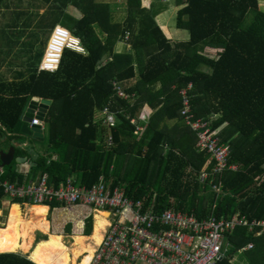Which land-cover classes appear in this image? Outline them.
<instances>
[{
	"label": "trees",
	"instance_id": "obj_1",
	"mask_svg": "<svg viewBox=\"0 0 264 264\" xmlns=\"http://www.w3.org/2000/svg\"><path fill=\"white\" fill-rule=\"evenodd\" d=\"M72 2L82 15L67 18L66 28L85 51L65 50L55 73L35 68L21 82L0 77V135L12 143L27 103L52 100L46 116L49 153L38 156L35 167L56 185L83 172L87 186L104 176L154 213L174 208L204 217L219 200L217 215L242 212L264 219V0H176L182 6L177 27L188 38L174 42L157 20V0H129L124 22H116L109 3ZM122 41L130 52L115 50ZM49 42L41 47V62ZM114 81L128 99L118 96ZM190 84L193 115L211 122L213 134L231 148V164L239 166L205 183L202 173L213 174L217 162L197 150L198 136L182 113L181 90ZM146 102L156 112L148 124L132 123ZM104 108L116 112L112 144L104 142L108 129L100 125L103 120H95ZM137 125H146L138 137ZM54 151L59 159L52 158ZM13 166L7 167L6 180L24 184V175ZM211 181L224 184L226 195L209 197ZM7 195L0 188V200ZM91 229L90 222L86 232ZM235 238L234 250L251 240L256 245L218 264H264V235L240 228ZM0 264L37 263L27 254L7 252L0 253Z\"/></svg>",
	"mask_w": 264,
	"mask_h": 264
},
{
	"label": "built area",
	"instance_id": "obj_2",
	"mask_svg": "<svg viewBox=\"0 0 264 264\" xmlns=\"http://www.w3.org/2000/svg\"><path fill=\"white\" fill-rule=\"evenodd\" d=\"M67 49L85 51L80 38L58 25L53 31L39 73L58 72ZM113 85L118 96L129 98L118 82L114 81ZM193 89V84H190L181 90L185 105L182 113L198 136V150L210 156L211 161L217 162L213 174L202 173L201 180L205 183L227 170L238 171L239 166L231 164V148L213 134L211 122L193 115ZM27 109L22 117L26 116ZM42 111L41 106L34 108L33 121L29 122V126L44 127ZM103 111V126L112 131L116 125L114 115L107 108ZM139 119L147 122V119ZM133 123H137V120H133ZM108 142L112 144L111 135ZM4 172L0 167V188L9 196L36 205L83 207L109 214L108 228L88 264H218L234 255L232 251L236 248L235 235L238 229L247 228L249 234L264 235V219H251L242 212L217 215L219 200L211 205L213 213L204 217L174 208L154 213L144 208L142 200L128 196L121 187L111 186L104 176H100L99 181L91 186L79 183L77 176L56 185L47 174L37 182L13 184L3 180ZM210 186V193H214L217 198L226 195L224 184L211 181ZM255 245V241L251 240L238 252L253 249Z\"/></svg>",
	"mask_w": 264,
	"mask_h": 264
},
{
	"label": "rangeland",
	"instance_id": "obj_3",
	"mask_svg": "<svg viewBox=\"0 0 264 264\" xmlns=\"http://www.w3.org/2000/svg\"><path fill=\"white\" fill-rule=\"evenodd\" d=\"M31 1L32 0H12L10 2H6L7 3L6 6L8 7L4 9L3 12L0 14V77L2 79L3 76L8 72L17 73L20 70L24 72V70L20 68V66H23L25 64L23 63L26 60L25 57L26 55L24 54L25 49H34L35 48L34 45L38 41L40 42V45L37 47V49L38 48L41 49L43 45L45 46V48H47L50 39H47L46 41L43 40L45 35L51 34L50 35L51 37L57 25H61L62 27L66 28L67 18H70L71 16L80 17L82 15L81 10H79L75 4H72L73 3L72 0H66L67 2L64 0H51V1L39 0L38 3L34 2L37 0H34L33 3L28 4V2ZM94 1L98 3H109L112 8V12L116 22H124L125 18L127 17L128 13H127L126 5L129 0H94ZM157 1H159L161 5L160 6L161 11L158 13L159 15L157 16V20H159L160 25L164 28L166 34L169 35V38L173 42L177 40L187 39L188 38L187 31L185 30L183 31L177 27L176 16H177V12L182 8V6H178L176 0H157ZM61 10L62 12L65 10L66 11L62 13ZM36 11H38L39 13ZM249 19L250 22L248 20V24H250L253 21L252 14L249 15ZM35 34L36 37L38 38L35 39L27 38L28 35H35ZM21 36H25V38L20 40ZM130 48L131 47L127 45L124 41H122L120 43V46H118V50H120V52L130 50ZM14 67H18V69H14ZM39 67H40V59L38 63H36L35 68L39 69ZM7 75L11 76L12 74H7ZM138 118L148 119L149 116L147 115V113L141 112ZM140 131H142V129L138 128V132ZM21 139L23 144L26 142L27 138L21 137ZM32 140L35 141L34 139ZM32 140L28 139L29 142H32ZM39 142L41 143V141H36L34 145L40 144ZM44 142L47 145L48 141L43 140V143ZM198 151L201 152L200 150ZM200 192L204 194L203 190H200ZM207 195H209L210 197L211 195L210 192H207ZM222 197L223 196H221L220 198ZM52 208L53 206L51 207V209ZM7 209L4 211L8 212ZM21 210L22 213L24 214L22 205H21ZM54 217L56 218V213L55 215H53V217L52 214L49 215V219L52 218L55 219ZM70 218H71L70 214L64 215V212H61L58 222L59 226L67 227L69 224H72L74 231L76 223L70 220ZM8 219H9L8 214L6 215V213L0 212V227H6L7 226L6 224H8ZM80 222L81 221H78L77 224ZM87 223L88 221H85L86 227H87ZM71 231L72 229L68 230V232L64 236V240L71 248H73L75 239H74V235L70 234ZM37 232H38L39 240L48 239V237H46L42 231L39 230L36 231L35 233ZM90 243L93 244L92 241H90ZM94 245L96 247L97 244ZM234 249L235 248H233L232 254L235 255L239 253L238 257H241L245 252H247V251L238 252V250H234ZM17 252L22 253L23 251H17ZM84 256L85 255L80 257L78 261L79 264L84 259Z\"/></svg>",
	"mask_w": 264,
	"mask_h": 264
},
{
	"label": "crops",
	"instance_id": "obj_4",
	"mask_svg": "<svg viewBox=\"0 0 264 264\" xmlns=\"http://www.w3.org/2000/svg\"><path fill=\"white\" fill-rule=\"evenodd\" d=\"M12 0H0V14L3 12L4 9H6L8 6L6 2H10ZM34 0H32L31 2H28V4H31L33 3ZM48 1H51V0H48ZM36 3L39 2V0L37 1H34ZM40 10V9H38ZM38 12V11H36ZM39 13V12H38ZM45 17H46V14H45ZM51 34H47L44 36L43 40H47V39H50ZM169 36V35H168ZM173 37V36H172ZM25 36H21L20 40L24 39ZM27 38H38L36 37V34L35 35H28ZM121 43V42H120ZM120 43H118L115 47V50L117 52H120V50H118V46H120ZM40 45V42L38 41L35 45H34V49H25L24 51V54L26 55V60L23 62L25 63L23 66H20V68H22L24 70L18 72L20 74H23V75H17L16 72H8L6 73L4 76H3V81L4 82H14V81H19L21 82V79L22 81H24V79H26L29 74H31V70H34L35 67H36V63H38L39 59V53L41 51V49H37V47ZM128 45V44H127ZM29 46V45H28ZM130 46V45H129ZM131 47V46H130ZM131 51V48L130 50H127V51H123V52H120V53H127V52H130ZM33 59V60H31ZM40 63H41V59H40ZM14 69H18V67H14ZM7 74H12L11 76L10 75H7ZM1 81V79H0ZM136 82V79H132L131 81V84H134ZM130 85V84H129ZM36 100L37 101V106H41L43 107V105H47V111L44 112V110L42 111L41 115L43 117V121H44V127H39V132L41 131V133L43 135L40 136V134H38V137L37 138H34L35 141H33V137H27L26 139V144L23 143L22 144V139L21 137H25V136H21V135H15V131H14V135L17 136L15 138L12 139V143H9L8 142V136H4V135H0V167L3 168V170L6 171V173H4L2 175V177H4V179L6 180L7 179V167L9 165H11L12 163H14V166L13 168H17L19 174H23L24 175V184H28V183H31V182H37L40 180V178H42V176L45 174L43 173L42 171L40 170H36V158L40 155H45V154H48L49 153V149H50V145H49V142H47V145L46 143L44 142L43 143V140H47L48 141V135H49V125L46 121V116H47V113L50 109V107L52 106L53 104V101L52 100H48V99H44V98H41V99H37V98H34L32 101H29L27 103V105L25 106V109H29V107H31V104L33 103V101ZM48 101H50L51 103L49 104L48 106ZM24 109V112L25 113V110ZM27 109V110H28ZM44 109V108H42ZM105 109V108H104ZM103 109V110H104ZM101 110L100 112L96 113V116H95V120L96 121H102L105 117V113L104 111ZM141 112H144V113H147V115L149 116V118L147 119V124L149 122V120L151 119L152 115L156 112L154 108L151 107V105L149 103H145L138 111H137V115H134L133 118H132V123H133V120L136 119L138 121V117H139V114ZM113 115H114V120H115V124L117 125V120H116V112H112ZM23 115V114H22ZM22 115L20 117V119H22ZM131 118V116H129ZM19 119V121H20ZM18 121V122H19ZM105 130H107V134L105 135L104 137V142H108V137L110 135H112L111 133L113 132V129L112 131H109V128L108 127H104L103 124L101 123L100 124ZM146 126V125H145ZM145 126H141V125H137L138 128H141L142 130L144 129ZM141 132V131H140ZM140 132H138L136 130V136L138 137ZM26 138V137H25ZM28 139H31L32 142H29ZM24 141V140H23ZM36 141H41L40 144H36L34 145V143ZM9 143V144H8ZM32 143V144H31ZM15 147L14 148V154H13V157L11 158V163L8 164V165H5V161L2 159V152L5 150V151H10V148L11 147ZM17 151H19V153L17 154ZM53 155V159H59L60 158V152L58 151H54V153L52 154ZM17 157H21L23 158L21 161L17 159ZM80 174H82L83 172H78ZM80 174H78V181L79 183H82V184H87L88 183V180L84 179V181H82L81 179V176ZM46 175V174H45ZM103 175V174H101ZM100 178V177H99ZM99 181V179H97ZM90 181L91 184H95L96 182L98 181ZM107 182V181H106ZM9 198V199H8ZM22 199H18V198H15V197H12V196H5L2 200H0V205H1V208H0V212L2 213H6V215L8 214V222L10 220V213H11V206L17 204L20 206V209H21V205L23 206V210H24V214L22 213V210H21V213H22V216L25 218H28V217H32V212H31V208L33 206H36V204H33V203H28V202H25V201H20ZM3 203H4V206H3ZM8 206V207H7ZM37 206H46L49 208V212H48V216H47V219L49 220L50 222V229L48 231V233L46 232H43L44 235L46 237H48V239H50L49 236H51L52 234H58V233H61L63 236L66 235V233L68 232L69 229V226L72 225V224H69L67 227L65 226H59V218H60V214L61 212H64V215L66 214H70V220L74 221L76 223V226H75V229L73 231V225H72V231L70 232V234H73L74 236L79 232L80 234L82 235H85V236H89L90 234H92V231H93V228H94V224H95V214L97 212H103L101 210H97V209H90V208H83V207H74V208H70V207H67V206H58V207H55L54 210L51 209V205H37ZM8 208V209H7ZM8 210V212H5L4 210ZM10 210V211H9ZM56 211V212H55ZM69 212V213H67ZM56 213V218L55 219H49V215L52 214V217L53 215H55ZM108 220V217H106V221ZM78 221H81L82 222V227L83 228H77V222ZM85 221H88L87 223V227H86V224H85ZM92 224V229H91V232L90 233H87V228L89 226V224ZM109 220L107 221V225L105 226L104 230H102V235L104 236L105 234V231L106 229L108 228V223ZM7 225V224H6ZM5 225V226H6ZM54 227V229H53ZM41 231V230H40ZM34 238H35V245L39 242H42V241H46L48 239H38V232L37 233H34ZM103 238V237H102ZM38 245V244H37ZM97 246V245H96ZM96 248V247H95ZM23 253V252H22ZM23 254H27V253H23ZM28 255V254H27ZM29 257V255H28ZM237 255L235 257L234 260L237 259ZM29 259H31V257H29ZM227 259H232V257H227Z\"/></svg>",
	"mask_w": 264,
	"mask_h": 264
},
{
	"label": "bare ground",
	"instance_id": "obj_5",
	"mask_svg": "<svg viewBox=\"0 0 264 264\" xmlns=\"http://www.w3.org/2000/svg\"><path fill=\"white\" fill-rule=\"evenodd\" d=\"M31 212L32 217L24 218L20 206H12L7 226L0 227L1 254L23 251L37 264H79L80 257L85 255L80 264H88L95 251L94 244L98 245L102 240V230L107 225L106 217H109L106 212H97L92 234L85 236L78 232L71 248L61 233L52 234L50 239L35 245L34 233L39 230L48 233L50 229L47 219L49 208L36 205ZM77 228H83L82 222L77 224Z\"/></svg>",
	"mask_w": 264,
	"mask_h": 264
},
{
	"label": "water",
	"instance_id": "obj_6",
	"mask_svg": "<svg viewBox=\"0 0 264 264\" xmlns=\"http://www.w3.org/2000/svg\"><path fill=\"white\" fill-rule=\"evenodd\" d=\"M48 106L51 103L48 101ZM37 101L34 100L33 103L31 104V107H29L28 112L25 117H22L20 121L17 123V126L15 128V135H21L27 137H33L37 138L39 134V127L38 125H35L33 127L29 126V122L33 121V111L34 108H36ZM26 110V109H25ZM14 146L10 148V151H3L2 154V159L5 161V165H8L11 163V158L13 157L14 154ZM18 160H22L23 158L17 157Z\"/></svg>",
	"mask_w": 264,
	"mask_h": 264
},
{
	"label": "clouds",
	"instance_id": "obj_7",
	"mask_svg": "<svg viewBox=\"0 0 264 264\" xmlns=\"http://www.w3.org/2000/svg\"><path fill=\"white\" fill-rule=\"evenodd\" d=\"M4 173H6V171H5ZM45 205H48V204H45ZM238 254H239V253H238ZM238 254L233 255V256H232V259H235V256H236V255L238 256Z\"/></svg>",
	"mask_w": 264,
	"mask_h": 264
}]
</instances>
